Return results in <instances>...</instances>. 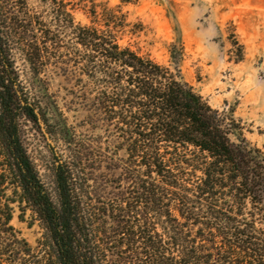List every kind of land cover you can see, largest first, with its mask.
<instances>
[{"label": "trees", "instance_id": "16d2710c", "mask_svg": "<svg viewBox=\"0 0 264 264\" xmlns=\"http://www.w3.org/2000/svg\"><path fill=\"white\" fill-rule=\"evenodd\" d=\"M37 2L49 10L0 0V264H264V151L184 79L183 47L161 64L119 43V7L94 5L82 26L73 0ZM67 31L84 49L73 67L104 88L101 108L126 152L114 201L92 196L76 149L55 157L52 193L24 144V123L39 125L41 106L20 81L16 36L34 37L26 56L38 74L42 47H59ZM17 209L43 230L36 249L12 224Z\"/></svg>", "mask_w": 264, "mask_h": 264}, {"label": "rangeland", "instance_id": "374dc122", "mask_svg": "<svg viewBox=\"0 0 264 264\" xmlns=\"http://www.w3.org/2000/svg\"><path fill=\"white\" fill-rule=\"evenodd\" d=\"M28 2L36 11L49 10L37 0ZM94 5L98 12L101 5L119 7L127 22L119 43L161 64H170V48L180 44L184 79L211 107L233 114L241 122L244 137L264 151V0H134L127 4L73 0L68 10L74 25H92ZM52 18L44 13L40 19L54 24ZM16 37L14 60L20 81L39 102L37 112L52 142L48 143L38 124L24 123V144L42 181L54 193L55 157H71L76 149L92 196L114 201V181L126 152L115 147L114 119L101 108L104 88L73 67L74 52L84 49L70 31L65 32L59 47L50 43L42 47L35 62L40 71L35 74L26 56L31 49L26 45L34 37ZM20 213L17 209L12 224L36 249L43 230L30 211L23 220Z\"/></svg>", "mask_w": 264, "mask_h": 264}, {"label": "water", "instance_id": "95a60500", "mask_svg": "<svg viewBox=\"0 0 264 264\" xmlns=\"http://www.w3.org/2000/svg\"><path fill=\"white\" fill-rule=\"evenodd\" d=\"M38 123H39V125H40V128H41V130H42V132H43V134H44L46 140L48 141L49 144H52V142H51V140L49 139V136H48V134H47V132H46V130H45V128H44V124H43L42 120L40 119V117H38Z\"/></svg>", "mask_w": 264, "mask_h": 264}]
</instances>
